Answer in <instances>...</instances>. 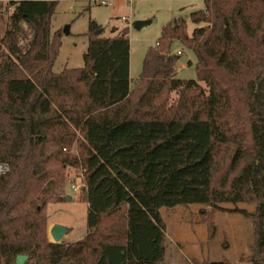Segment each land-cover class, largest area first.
<instances>
[{"label":"trees","instance_id":"16d2710c","mask_svg":"<svg viewBox=\"0 0 264 264\" xmlns=\"http://www.w3.org/2000/svg\"><path fill=\"white\" fill-rule=\"evenodd\" d=\"M3 1L0 264H165L160 209L179 205L249 218L240 260L264 264V0H203L190 35L170 20L132 84L127 26L105 37L90 20L83 65L54 72L57 0ZM175 41L195 79L175 76ZM67 168L82 171L87 233L53 242L46 209L67 200Z\"/></svg>","mask_w":264,"mask_h":264},{"label":"rangeland","instance_id":"374dc122","mask_svg":"<svg viewBox=\"0 0 264 264\" xmlns=\"http://www.w3.org/2000/svg\"><path fill=\"white\" fill-rule=\"evenodd\" d=\"M5 2V1H3ZM203 0H134L129 4L123 0H115L112 5L91 4L85 0H57L50 32L59 30L62 33L61 46L53 65V71L59 72L65 68L81 67L82 55L87 48V37L90 20L96 21L102 27V36L113 35L112 26L120 29L128 27L130 42L129 74L131 82L139 75L142 62L149 47L154 46L163 26L170 20L183 18L187 22V34L190 35L196 26L189 20L191 12L202 9ZM11 9L6 2L0 5V37L8 25V14ZM124 16L126 20H122ZM137 20L150 22L141 28L134 27ZM68 33H65V31ZM63 31V32H62ZM172 51H181L176 63V77L180 79H195L193 52L175 41ZM203 87V82H199ZM169 103L177 99L172 92ZM218 161L225 165L226 158ZM68 183L66 192L68 199L63 202L47 205L46 236L49 234L51 222L55 221L66 227L61 242L73 243L87 233L86 214L87 203L83 198L82 171L67 168ZM72 185L76 190L72 189ZM228 208L231 206H227ZM165 226V264H208L211 261H223L226 264H251L240 260L249 253L252 241V221L239 214L227 211L211 210L209 206L188 205L173 209H160ZM211 214V220L207 215Z\"/></svg>","mask_w":264,"mask_h":264},{"label":"water","instance_id":"95a60500","mask_svg":"<svg viewBox=\"0 0 264 264\" xmlns=\"http://www.w3.org/2000/svg\"><path fill=\"white\" fill-rule=\"evenodd\" d=\"M149 22H150L149 20H137L134 22V27L141 28L142 26H144L145 24H147ZM67 32L68 31L66 30L65 33H67ZM66 198L68 199V196H66ZM68 231L69 230L66 227H64L63 225H61L59 223H54L49 228V234H50L53 242H61L63 236ZM27 258H28L27 255L17 254L15 257V262H16V264H23L27 260Z\"/></svg>","mask_w":264,"mask_h":264},{"label":"built area","instance_id":"2783aa9c","mask_svg":"<svg viewBox=\"0 0 264 264\" xmlns=\"http://www.w3.org/2000/svg\"><path fill=\"white\" fill-rule=\"evenodd\" d=\"M91 4H100V5H112L115 0H85ZM126 1L127 3L131 4L134 2V0H123ZM122 20H126L124 16L121 17ZM177 54H180V51H176ZM8 170V165L6 163H1L0 164V172H5ZM72 189L76 190L75 186L72 185Z\"/></svg>","mask_w":264,"mask_h":264},{"label":"crops","instance_id":"0c3cea01","mask_svg":"<svg viewBox=\"0 0 264 264\" xmlns=\"http://www.w3.org/2000/svg\"><path fill=\"white\" fill-rule=\"evenodd\" d=\"M112 27H116V26H112ZM68 33V32H67ZM130 72V71H129ZM129 77H130V74H129ZM130 81H131V79H130ZM131 84H132V82H131ZM52 224H54V223H56L55 221H53V222H51ZM51 224V225H52Z\"/></svg>","mask_w":264,"mask_h":264},{"label":"bare ground","instance_id":"6f19581e","mask_svg":"<svg viewBox=\"0 0 264 264\" xmlns=\"http://www.w3.org/2000/svg\"><path fill=\"white\" fill-rule=\"evenodd\" d=\"M51 237V236H50ZM52 239V238H51Z\"/></svg>","mask_w":264,"mask_h":264}]
</instances>
